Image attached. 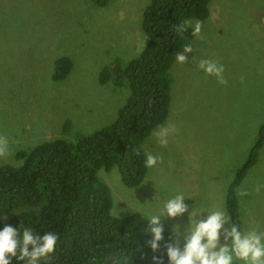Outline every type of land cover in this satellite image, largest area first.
I'll return each instance as SVG.
<instances>
[{
	"label": "rangeland",
	"instance_id": "obj_1",
	"mask_svg": "<svg viewBox=\"0 0 264 264\" xmlns=\"http://www.w3.org/2000/svg\"><path fill=\"white\" fill-rule=\"evenodd\" d=\"M148 2L0 0V135L10 149L0 166H18L16 155L56 134L72 140L76 133L88 135L112 123L130 97L126 68L144 48L141 21ZM185 21L191 37L176 53L185 45L193 53L183 65L174 54L163 75L167 112L142 141L145 162L148 153L163 162L146 167L134 188L122 185L115 167L96 173L108 189L109 214L115 218L138 213L149 219L183 193L188 213L161 221L170 243L179 226L181 250L191 212L193 223L215 209L227 213L229 199L238 208L242 230L259 225L264 231V187L256 191L264 185V134L254 163L229 189L264 124V0H209L204 20ZM196 21L203 25L199 36L192 34ZM64 57L69 71L54 79V62ZM201 59L222 64L227 85L197 70ZM170 124L175 132L161 147L155 133ZM64 127L71 132L68 139Z\"/></svg>",
	"mask_w": 264,
	"mask_h": 264
},
{
	"label": "trees",
	"instance_id": "obj_2",
	"mask_svg": "<svg viewBox=\"0 0 264 264\" xmlns=\"http://www.w3.org/2000/svg\"><path fill=\"white\" fill-rule=\"evenodd\" d=\"M208 2L149 0L142 12L143 51L126 68L130 97L109 125L88 135L76 133L72 140L56 134L29 152L16 155L18 166H0V230L10 225L19 229L21 236L25 227L39 235L57 234L56 250L48 264H153L154 255L162 258L163 264L169 262L165 245L170 242L165 229L159 249L153 253L147 245L151 238L149 219L138 213L112 217L108 189L96 173L115 167L125 187L141 183L146 169L142 141L162 123L167 112L168 80L163 75L174 54L191 37L188 28L178 34L176 26L191 18L204 20ZM69 68L68 58L57 59L53 78H62ZM67 131L68 139L71 132ZM263 134L264 124L229 189L233 190L254 163ZM226 208L238 225L239 212L232 208L231 199ZM12 264L27 262L13 258Z\"/></svg>",
	"mask_w": 264,
	"mask_h": 264
},
{
	"label": "clouds",
	"instance_id": "obj_3",
	"mask_svg": "<svg viewBox=\"0 0 264 264\" xmlns=\"http://www.w3.org/2000/svg\"><path fill=\"white\" fill-rule=\"evenodd\" d=\"M189 26L190 22L185 21L177 25L175 31L183 34ZM202 26L201 21H196L192 34L199 36ZM189 53H193V48L191 45H185L182 52L176 53L177 63L187 64ZM197 70L202 71L206 76L214 77L220 85L228 83L224 75L225 68L218 61L201 59L197 64ZM174 132L175 125L170 124L161 127L155 133L161 147H167V137ZM9 155L8 138L0 135V159H6ZM162 162V156L148 153L145 166L152 168ZM261 187L264 185H258L256 191L259 192ZM240 195L245 196L248 193L241 192ZM185 200L183 193H178L164 203L162 213L149 217L148 232L151 238L147 241V245L153 253L158 251L160 242L163 240L162 219L165 217L176 219L188 213L189 207L184 203ZM194 215L195 210L191 212L189 226L182 236L184 241L182 250L179 246L181 238L179 226L173 228L176 240L165 245L169 264H237V262L264 264V231L259 230V225L242 230L232 222L231 217L223 209H215L208 213L206 219L199 221L196 219L193 223ZM58 239L55 233L46 232L39 235L27 227L23 228L21 236L19 229L5 225L0 230V264H12L13 258L26 261L27 264H38L40 260L48 264L49 258L56 250ZM153 264H163L162 258L154 255Z\"/></svg>",
	"mask_w": 264,
	"mask_h": 264
}]
</instances>
